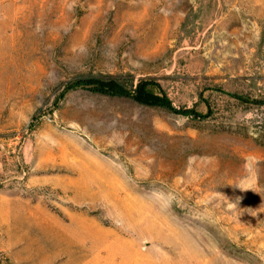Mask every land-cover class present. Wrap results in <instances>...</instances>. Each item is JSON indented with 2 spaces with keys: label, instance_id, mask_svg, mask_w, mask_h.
Masks as SVG:
<instances>
[{
  "label": "rangeland",
  "instance_id": "374dc122",
  "mask_svg": "<svg viewBox=\"0 0 264 264\" xmlns=\"http://www.w3.org/2000/svg\"><path fill=\"white\" fill-rule=\"evenodd\" d=\"M0 264H264V0H0Z\"/></svg>",
  "mask_w": 264,
  "mask_h": 264
},
{
  "label": "trees",
  "instance_id": "16d2710c",
  "mask_svg": "<svg viewBox=\"0 0 264 264\" xmlns=\"http://www.w3.org/2000/svg\"><path fill=\"white\" fill-rule=\"evenodd\" d=\"M78 85H94L95 90L100 92L115 93L123 96H133L137 101L142 104L152 105V106H163L173 109L170 100L167 97L156 96L146 90V84H141L135 95H132L130 91L122 87L114 81H101L96 79H89L84 81H79Z\"/></svg>",
  "mask_w": 264,
  "mask_h": 264
}]
</instances>
